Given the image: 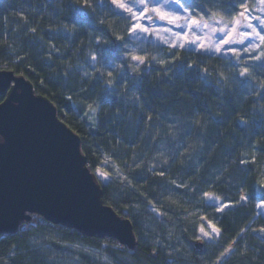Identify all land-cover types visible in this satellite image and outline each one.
Instances as JSON below:
<instances>
[{"label": "trees", "instance_id": "trees-1", "mask_svg": "<svg viewBox=\"0 0 264 264\" xmlns=\"http://www.w3.org/2000/svg\"><path fill=\"white\" fill-rule=\"evenodd\" d=\"M101 1L87 0L89 6L84 7L85 0H0V69L30 80L35 92L49 98L60 119L80 136L81 151L102 186L104 203L131 220L137 245L130 249L114 238L92 237L32 215L15 233H0V264H65L51 260L49 245L60 259L72 255L91 262L72 248L78 243L103 248L111 264H189L168 250L177 243L167 235L184 234L183 215L196 208L191 200L199 201L204 191L233 204L217 221L224 245L209 264L223 255L221 264H247L240 257L238 238L254 213L257 164L264 159V117L254 115L260 101L249 96L251 88L235 72L227 87L217 83V72L229 74L223 61L232 59L179 50L172 57L176 63L169 62L165 73L151 59L162 58L164 48L152 44L148 45L152 68L140 69L133 83L130 76L126 81L124 77L119 81L124 83L121 91L106 95V71L86 79L70 70L79 58L97 54L94 33L103 32L112 46L119 35L126 37L127 25L118 22L105 25L107 30L97 29L106 17L100 12L107 11ZM185 6L194 15L209 18L208 0H189ZM235 7L233 0H220L213 17L227 21L226 13L233 10L235 16ZM62 27L72 30L74 37L61 35ZM187 65H199L201 71ZM250 70L257 73L253 84L264 80V69L250 64ZM118 93L122 95L115 96ZM4 98L0 94V103ZM83 103L98 105L93 121L74 107ZM117 168L122 177L115 179ZM243 196L249 198V208L240 204ZM155 203L171 223L153 214L149 206ZM103 243L107 246L101 247ZM232 243L236 244L225 254ZM198 248L204 252L202 245ZM248 253V264H264V249L255 247Z\"/></svg>", "mask_w": 264, "mask_h": 264}, {"label": "water", "instance_id": "water-1", "mask_svg": "<svg viewBox=\"0 0 264 264\" xmlns=\"http://www.w3.org/2000/svg\"><path fill=\"white\" fill-rule=\"evenodd\" d=\"M0 82V233H15L21 222L39 215L134 249L133 223L104 203L81 138L56 106L13 71L0 69Z\"/></svg>", "mask_w": 264, "mask_h": 264}, {"label": "rangeland", "instance_id": "rangeland-1", "mask_svg": "<svg viewBox=\"0 0 264 264\" xmlns=\"http://www.w3.org/2000/svg\"><path fill=\"white\" fill-rule=\"evenodd\" d=\"M183 2V0H182ZM156 3H159V0H156ZM248 5L249 7H253L255 0H248ZM186 7V6H185ZM101 8L104 9L106 8L107 11L100 12L101 15H105L106 17L103 18L104 21L106 19L111 18L109 23L105 22L101 27H98V30L101 29H106L107 26L105 25H112L116 24V22L120 23L121 25H127L126 23V18H127V13H123L118 9H115L114 5H111V0H102L101 1ZM166 11H175L179 15H185L184 10L182 8H179L177 5L173 4L169 6L168 8L165 9ZM113 11L118 12L119 15H113ZM189 11L192 13V11L189 9ZM193 14V13H192ZM253 17L260 15V12L258 10H254L252 13ZM193 18L196 19H202V22H210V18H202L199 16H196L193 14ZM214 19L220 20L221 18L219 17H213ZM146 27L152 28V27H157L160 29L163 28H173V31H181L180 29H175L173 25H169L165 21L159 20V18H154L153 23H145ZM256 28L257 30H261V26L259 23H256ZM106 27V28H105ZM124 27V26H123ZM127 28V27H126ZM107 30V29H106ZM245 31H250L248 29H245ZM60 33L63 36L66 37H74V33L72 30L68 29L67 27H62L60 29ZM198 32L192 33L193 36L197 35ZM118 37H124L125 39H132L131 37H125L122 34L119 35ZM160 37L166 40L171 41L173 37L168 34L161 32ZM91 38L93 40H101V41H108L106 39V36L103 32H97L94 33ZM72 39V38H71ZM215 39V37H214ZM117 48L114 52H111V46L112 44L110 42L108 43H101L100 45L95 43V48H105L108 51V56L112 59L114 64H119L121 60H123V56L121 55L122 52H127L131 50L132 54L135 55H142L148 57L149 60V44L152 45H157L159 47L166 48L167 45L161 44L160 41L157 39L156 35H151L149 36L148 34L145 33H140L139 37L135 41V45H128V48L122 49L120 45L123 43L122 40L117 39ZM141 43H143V46L141 47ZM253 43H258V40H249L247 44H253ZM247 45H235L234 47L238 51H242ZM195 46H190L187 47V50H193L194 51ZM183 50V49H182ZM117 51V53H116ZM172 51V50H170ZM97 54H95L99 59L100 63L98 64L95 61H92L90 58L86 59L89 57V55H94L92 52L86 54V58H79L76 63L72 66L70 69L71 72H79L82 76H85L86 79L89 78H96L97 76H102L103 71L111 70V66H101L104 65V60L103 57L101 56V53L98 51H95ZM199 52V51H196ZM211 54V53H208ZM85 55V56H86ZM227 58H230L233 60V62L236 63L235 59L229 54ZM245 60H249L251 63L250 64H256L254 61H252V57L249 55H245L243 57ZM128 63L131 65L135 62L131 61L130 59L128 60ZM145 69L144 65H141L140 68L138 69H132L131 67L128 69L127 73L123 69H117L113 71V75L107 77V82H103V87H104V93L106 95H111L114 93L118 92V89L120 90L121 87H123V84L119 83L120 80L124 79V81L127 80V77H131L132 75H139L141 73L140 69ZM129 81V80H128ZM121 91V90H120ZM121 93L116 94L115 96L119 97L121 96ZM123 100L125 98L123 97ZM264 105L263 101H260L258 104V107L255 109L254 115L255 116H260L262 117L261 113V106ZM74 107L80 111L83 115V117L89 121H93L95 117L98 115L99 108L98 105L96 104H74ZM263 118V117H262ZM262 121V119H261ZM107 163L104 162V165ZM109 165V164H108ZM257 171L260 176L259 181L256 186V199L253 205V211L252 215L250 216V220L247 224V226L244 228L242 231L241 235L239 236L238 239H241V247L243 249V254L242 256L238 254L240 257L244 258V262L248 261V263L251 262L249 251L250 249H254L255 247L264 249V208L260 207V205L264 204V159L257 164ZM114 178H119L121 176V171L118 170V168L114 172ZM106 174V173H105ZM107 177V174L105 175ZM207 192V191H204ZM202 192L201 199L198 201L191 200L195 202L194 204L196 205V208L194 210L187 211L183 215V221L182 224V232L184 233L183 235L180 233L179 235H175L172 237L171 235H167V237L174 242H176L177 246L173 247V245L170 244V247L168 250H172L174 253H177L181 258L182 262L189 263V264H209V261L212 258V254H214L218 249H221L223 247L222 243V233L221 230L217 224V221L220 218V215L228 208L232 207L233 204L230 202H225L223 201L220 197L212 194L214 196L213 200H208L206 197L203 196ZM245 197V196H243ZM246 200H240V204L243 205L244 207L250 206L249 203V198L245 197ZM203 203V204H202ZM229 205L230 207L224 208L223 211H220L219 208L223 207V205ZM160 204L155 203L154 205H150V209L153 212L154 215H156L159 218V221L161 222H168L169 219H167L164 216V212L159 208ZM251 212V211H250ZM172 221L170 220L169 223ZM215 226L217 229H219V233H214L212 231V227ZM204 229V232H207L208 235L205 236L204 232L201 231V229ZM176 232H178L177 229H175ZM175 238V239H173ZM48 240V239H46ZM158 242H162L161 239H157ZM236 243H232L225 249V254L230 251V249L233 247V245ZM202 245V249L204 252L199 253L200 250H198L199 246ZM107 244L103 243L101 247H106ZM255 246V247H254ZM46 248H49L51 251V260L55 261H61L62 263L65 264H111L108 258L104 256L103 248H96L95 246H88L82 243H78L72 248H75L79 250L81 253L87 255L91 262H85L81 257H75L72 255H64L63 259H60L61 257L58 255V250H56L52 246H46ZM202 251V250H201ZM245 252V253H244ZM258 253H260V250L258 249ZM248 254V255H247ZM224 256V255H223ZM222 257L218 258L213 264H221ZM243 262V263H244ZM247 263V262H246ZM247 263V264H248Z\"/></svg>", "mask_w": 264, "mask_h": 264}, {"label": "snow or ice", "instance_id": "snow-or-ice-1", "mask_svg": "<svg viewBox=\"0 0 264 264\" xmlns=\"http://www.w3.org/2000/svg\"><path fill=\"white\" fill-rule=\"evenodd\" d=\"M188 2L189 0H183V2L182 0H159V3H156V0H111V5H114L115 9L127 13L126 36L132 38L117 37V39L123 41L120 47L125 49L130 44L135 45V41L140 33H145L149 36L156 35L160 43L167 45V47L160 52L162 58L153 56L151 59L164 68L165 73L167 72L169 62L173 65L176 63L172 57H176L179 50L183 49L187 51V47L193 45L195 46L194 52L211 53L217 58L227 57L231 54L236 63L228 59L223 61L224 65L228 68L229 74L217 72V83H223L227 87L228 81L234 78L230 76V73L235 72L237 76L244 78L241 82L251 88L249 96L257 97V102L264 101V80L259 84L252 83L257 73L250 70L251 62L243 58L245 55L251 56L252 61L256 63V67L264 69V0H255L253 7H249L246 0H233V4L236 5L234 8L235 16L233 15V10L228 11L226 13L229 18L227 21L213 18V12L219 11L217 6L220 4V0H208V4L211 6L207 13L210 22H202V19L193 18V14L189 11V8L185 7V4ZM173 4L182 8L185 15H179L174 10H165ZM88 6L87 0H85L84 7ZM254 10H258L260 15L253 17L252 13ZM113 15H119V13L113 11ZM154 18H159V20L165 21L169 25H173L175 29H180L181 31H173V28L146 27L145 23H153ZM99 23L104 24L105 21L100 20ZM256 23L260 24L261 30H257ZM245 29L250 31H245ZM161 32L170 34L173 39L169 41L161 38ZM194 32H198V34L193 36L192 33ZM249 40H258V43L247 44ZM95 43L100 45L101 43L106 44L108 41L96 40ZM238 44L247 46L242 51H238L234 47ZM142 46L143 43H141ZM152 47L155 48L157 46L152 45ZM170 50L172 51L170 52ZM97 51L101 53L104 60V65L101 66H111V70L107 71L109 77L117 69H123L127 73L130 67L138 69L141 65H144L147 68H152V63L149 62L148 57L132 54L131 50L121 53L123 60L119 64L113 63L112 59L108 56L107 49L101 47ZM90 59L98 64L100 63V59L96 55H91ZM129 59L135 63L130 65L128 63ZM186 67L188 69L195 67L198 72L201 71L199 65H187ZM202 71L205 76L209 73L207 67L203 68ZM147 75L151 76V72L147 73ZM135 81H137V77L132 75L129 83ZM203 82L207 83V80L204 79ZM0 86H3V82H0ZM261 113L262 117H264V105L261 106ZM245 123L247 122L245 121ZM159 174L163 175L164 173L161 171ZM179 187L180 185H176V188ZM203 196L208 200L214 199V196L209 192H204ZM241 199L246 200L245 197ZM227 207L230 206L225 204L219 210L223 211ZM260 207L264 208V204L260 205ZM201 231L204 232V229L202 228ZM212 231L218 234L220 230L213 226ZM204 235L207 236L208 233L204 232Z\"/></svg>", "mask_w": 264, "mask_h": 264}]
</instances>
